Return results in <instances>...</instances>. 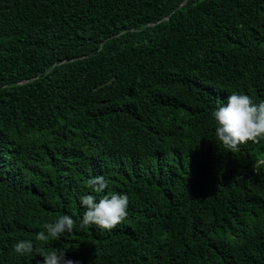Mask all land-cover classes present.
<instances>
[{
    "label": "trees",
    "instance_id": "1",
    "mask_svg": "<svg viewBox=\"0 0 264 264\" xmlns=\"http://www.w3.org/2000/svg\"><path fill=\"white\" fill-rule=\"evenodd\" d=\"M233 92L264 101V0H0V264L62 214L43 247L78 264H264V138L230 152L211 116ZM100 175L112 230L80 226Z\"/></svg>",
    "mask_w": 264,
    "mask_h": 264
},
{
    "label": "clouds",
    "instance_id": "2",
    "mask_svg": "<svg viewBox=\"0 0 264 264\" xmlns=\"http://www.w3.org/2000/svg\"><path fill=\"white\" fill-rule=\"evenodd\" d=\"M212 118L216 123L217 140L230 152L237 151L239 145L246 142H258L264 138V101L254 102L243 93L233 92L224 104L213 109ZM264 164L258 161L257 166ZM91 193L80 196L83 213L80 226L95 225L102 230H112L121 224L128 215L129 196L122 192H106L108 180L100 175L88 179ZM104 193L99 196L97 194ZM74 219L68 214H62L54 220L44 223L43 230L36 233L35 241L41 242L36 247L32 239H18L11 245L13 252L21 256L39 253L42 260L39 264H78L66 258L64 248L46 251L43 242L49 238L60 240L65 233H72Z\"/></svg>",
    "mask_w": 264,
    "mask_h": 264
}]
</instances>
